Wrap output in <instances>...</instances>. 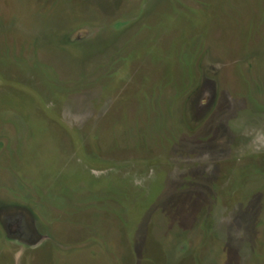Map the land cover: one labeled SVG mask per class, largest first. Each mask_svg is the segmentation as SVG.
Returning a JSON list of instances; mask_svg holds the SVG:
<instances>
[{"label": "rangeland", "instance_id": "obj_1", "mask_svg": "<svg viewBox=\"0 0 264 264\" xmlns=\"http://www.w3.org/2000/svg\"><path fill=\"white\" fill-rule=\"evenodd\" d=\"M0 264H264V0H0Z\"/></svg>", "mask_w": 264, "mask_h": 264}]
</instances>
